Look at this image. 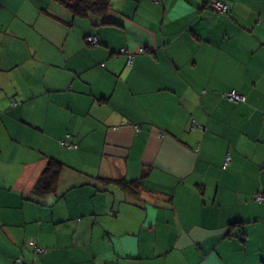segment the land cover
<instances>
[{
	"label": "crops",
	"instance_id": "obj_1",
	"mask_svg": "<svg viewBox=\"0 0 264 264\" xmlns=\"http://www.w3.org/2000/svg\"><path fill=\"white\" fill-rule=\"evenodd\" d=\"M210 1L0 0V264L264 259V0ZM48 158L77 181L56 201L29 195Z\"/></svg>",
	"mask_w": 264,
	"mask_h": 264
},
{
	"label": "trees",
	"instance_id": "obj_2",
	"mask_svg": "<svg viewBox=\"0 0 264 264\" xmlns=\"http://www.w3.org/2000/svg\"><path fill=\"white\" fill-rule=\"evenodd\" d=\"M49 1L65 9L73 18H85L88 14L104 18L107 16L110 10V0H49ZM153 2L159 3V0H157V2L155 1ZM227 12H228V6H227L226 13ZM225 14H219V15H225ZM91 37H94V36H91ZM97 44H98V41H97ZM95 46H90V47H95ZM120 53H121V50H120ZM126 63H127V58H126ZM229 92H226L223 95ZM10 105L11 107H13L16 105V103H11ZM69 139H70V136L66 135L65 138L60 139L58 141V145L61 148H65V149H68L67 148L68 146H74L76 148V145L67 142ZM60 143H64V146H61ZM68 150H73V149H68ZM67 171H68L67 167L62 162H59L53 158H48L45 164V167L40 172L38 178L36 179L34 185L32 186L30 190L29 195L31 196V198H34L36 200L40 199L42 201L44 199L49 200V201L51 200L56 201L57 199L61 197V195H63L64 191L76 188L77 181L72 180L73 178L72 174L74 173V171H72L70 174ZM66 180H69V182ZM102 181L111 182L112 180L103 179ZM112 182L118 183V185L123 190H128L131 193H136V191L138 192L142 190L140 181H131V182L112 181ZM238 226L239 224L232 223L229 226V228L232 229L233 227H238ZM36 255H39V254H36ZM17 262L20 263L19 261ZM260 264H264V259L261 260Z\"/></svg>",
	"mask_w": 264,
	"mask_h": 264
},
{
	"label": "built area",
	"instance_id": "obj_3",
	"mask_svg": "<svg viewBox=\"0 0 264 264\" xmlns=\"http://www.w3.org/2000/svg\"><path fill=\"white\" fill-rule=\"evenodd\" d=\"M157 2V0H153ZM207 8H209L212 12L218 13V14H225L227 11V5L225 2L219 1V0H212L207 4ZM87 44L90 46H95L97 44V40L94 37H90L86 39ZM122 54H126L127 58V64H130L132 61V56L131 54L127 53L125 50H121ZM224 98L232 101V102H239L242 100V98L235 92L231 91L227 94L224 95ZM61 146H64V143H60ZM68 149H75L74 146H68ZM228 158H226L225 163H227ZM253 201L256 202L257 204H264V192H258L253 195ZM30 244L32 246V251L33 254H40V253H45V250L40 249L35 245V242L33 240H30Z\"/></svg>",
	"mask_w": 264,
	"mask_h": 264
}]
</instances>
